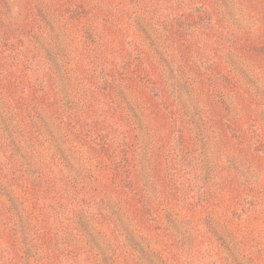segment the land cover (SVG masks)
Listing matches in <instances>:
<instances>
[{
    "label": "rangeland",
    "instance_id": "obj_1",
    "mask_svg": "<svg viewBox=\"0 0 264 264\" xmlns=\"http://www.w3.org/2000/svg\"><path fill=\"white\" fill-rule=\"evenodd\" d=\"M0 264H264V0H0Z\"/></svg>",
    "mask_w": 264,
    "mask_h": 264
}]
</instances>
